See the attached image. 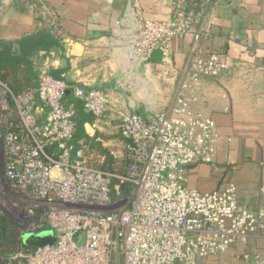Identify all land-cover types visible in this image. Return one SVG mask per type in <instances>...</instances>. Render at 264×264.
<instances>
[{
    "label": "built area",
    "instance_id": "2783aa9c",
    "mask_svg": "<svg viewBox=\"0 0 264 264\" xmlns=\"http://www.w3.org/2000/svg\"><path fill=\"white\" fill-rule=\"evenodd\" d=\"M195 16V9L177 0L169 18L137 21L133 52L142 60L156 48L165 55L175 37H192L193 47L167 111L149 118L120 115L122 148L130 159L122 174L92 167L84 152L69 144L73 111L62 104L63 95L71 89L97 122L110 104L107 91L73 89L42 69L35 91L11 94L19 116L17 122L13 116L3 121L5 178L20 189L50 194L55 207L45 210L43 224L55 242L36 247L23 264H199L234 244L246 246L264 230V209L239 204L233 183L204 192L186 186L189 166H214L219 140L216 122L192 108L195 93L203 79L229 66L226 54L202 51ZM43 107L46 121L38 122L36 112ZM124 184L130 191L122 195ZM240 257L264 264L257 254Z\"/></svg>",
    "mask_w": 264,
    "mask_h": 264
},
{
    "label": "crops",
    "instance_id": "0c3cea01",
    "mask_svg": "<svg viewBox=\"0 0 264 264\" xmlns=\"http://www.w3.org/2000/svg\"><path fill=\"white\" fill-rule=\"evenodd\" d=\"M176 1L42 0L32 11L28 6L36 0H11L0 15V37L19 38L45 25L50 13L54 15L61 47L45 55L41 68L59 71L73 89L109 93L110 104L103 118L84 127L89 136H96L119 158L124 152L118 128L123 113L115 99L117 91L133 80L143 82L148 91L154 82L160 89V80L173 86L186 74L193 47L190 36L175 37L161 63L142 60L133 52L137 21L169 18ZM198 1L184 0L188 8H194ZM204 2L200 20L193 22L202 34L200 48L226 54L229 67L216 77L203 79L195 93L198 99L192 108L216 122L219 140L214 166L189 167L186 186L202 191L198 181L204 174L212 179L213 190L233 183L239 204L252 211L264 209V0ZM43 54L40 51L39 55ZM174 100L175 93L169 103L143 108L145 113L141 115L149 118L158 111H167ZM42 111L38 113L41 120L45 116ZM243 252L264 260V230L258 237H251L246 246L234 244L224 253L203 258L199 264H254L240 257Z\"/></svg>",
    "mask_w": 264,
    "mask_h": 264
},
{
    "label": "trees",
    "instance_id": "16d2710c",
    "mask_svg": "<svg viewBox=\"0 0 264 264\" xmlns=\"http://www.w3.org/2000/svg\"><path fill=\"white\" fill-rule=\"evenodd\" d=\"M14 2H12V5H14ZM58 31L57 21L48 19L41 28L35 29L19 38L6 39L0 37V84L7 89L10 95L17 97L27 91H35L37 89L45 55L61 47ZM40 51H43L44 54L39 55ZM58 72L50 70L48 73L54 78L64 81ZM35 101L36 105L42 107L41 101L37 96H35ZM62 104L73 111L74 131L69 144L75 149H81L92 167L116 174L124 173L130 161L126 152L124 151L119 158H116L101 142L96 140V136H89L84 125L86 123L91 124L94 117L91 113L84 110L82 102L73 96L71 89L70 92L63 95ZM43 111L45 116L42 120L38 117V114L36 115L38 122L46 121L47 108L43 107ZM138 113L140 114V112ZM13 118L17 122L16 114L13 115ZM51 150L52 148L47 149L48 152ZM113 183H116V181H112ZM121 191L122 195L128 194L130 185H122ZM113 195V192H111V197H114ZM44 229H47L45 225L37 228L34 232ZM2 230L0 238L5 241L9 237L8 234L10 232L6 228H2ZM20 238V244L17 249L23 251L26 255L33 253L36 247L23 244L22 236ZM8 244L15 245L11 242H8ZM5 253L10 254L11 252L5 251Z\"/></svg>",
    "mask_w": 264,
    "mask_h": 264
},
{
    "label": "rangeland",
    "instance_id": "374dc122",
    "mask_svg": "<svg viewBox=\"0 0 264 264\" xmlns=\"http://www.w3.org/2000/svg\"><path fill=\"white\" fill-rule=\"evenodd\" d=\"M41 2L42 0H36V2H31L28 7L34 11L41 5ZM204 3V0H199L195 4L193 8L196 10L194 22L200 20V8ZM47 18L50 21H55L56 19L51 13L47 15ZM179 81L176 83L174 82L175 84L172 86V84H165L163 80H160L158 83L163 84L162 87L159 86L160 89L157 88V82H154V87L151 91H148V88H145L143 82L133 80L132 84L124 87L121 92L117 91L116 95L118 96H116L115 99L124 115L132 111L140 112V114L143 115V113H145L143 108H159V106L169 103L173 93H176L179 87ZM13 106L15 107V112L12 110ZM39 112L41 111L36 113L38 114ZM15 113L18 117L17 105L13 97L8 93L7 89L0 84V235L3 232L2 228H6L10 232L8 234L9 237H7L5 241L0 238V264H23L24 258L29 255L17 249L20 244V237L25 233L34 232L43 225L46 220L44 217V214H46L45 210L55 208L53 203L49 201V199L52 198L50 194L41 196L29 189H20L5 178L1 140L5 129L3 121L4 119H10ZM88 131L91 132L90 129H88ZM198 182L201 185L199 188L203 189V192L213 190L212 179L204 174H202L201 178L199 177ZM8 242L15 245L8 244ZM5 251L11 253L6 254ZM113 264L119 263L114 262Z\"/></svg>",
    "mask_w": 264,
    "mask_h": 264
},
{
    "label": "water",
    "instance_id": "95a60500",
    "mask_svg": "<svg viewBox=\"0 0 264 264\" xmlns=\"http://www.w3.org/2000/svg\"><path fill=\"white\" fill-rule=\"evenodd\" d=\"M11 0H0V15L7 9ZM164 52L161 48L154 49L149 54V59L156 63H161ZM70 92L67 90L66 93ZM55 242L54 232L51 229H44L38 232L25 233L22 236V243L32 247H41L51 245Z\"/></svg>",
    "mask_w": 264,
    "mask_h": 264
}]
</instances>
